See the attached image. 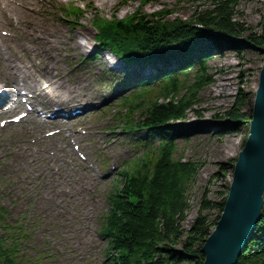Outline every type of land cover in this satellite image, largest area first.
I'll use <instances>...</instances> for the list:
<instances>
[{"label":"rangeland","instance_id":"obj_1","mask_svg":"<svg viewBox=\"0 0 264 264\" xmlns=\"http://www.w3.org/2000/svg\"><path fill=\"white\" fill-rule=\"evenodd\" d=\"M73 1L77 0H60V4L67 6ZM106 2L109 5H105ZM210 2V0H152L150 2L78 0L75 3L79 5L91 3L92 12L86 11V15L82 17L83 20L76 21V24H73L74 27H69L61 21L51 23L52 27L59 26L62 29L64 33L62 39L66 41L65 47L62 46L63 44L59 47L51 43L52 47L43 57L52 60L54 74L69 70L71 85L68 89L71 92L74 90L82 95H95L97 89L93 82V75L82 70L79 65L76 67L73 65L79 56L91 51L95 33L91 28V22L95 11L98 12L97 15L108 18L114 15L123 19L139 11L140 14L149 16L157 13L156 20H189L196 12H202L209 7ZM30 4L38 8L36 2H30ZM236 20L251 32L260 33L258 26L264 21V0H241L237 7ZM69 37H76L84 45L85 50L74 52L71 49L73 41L68 40ZM21 41L17 38L13 44L15 46L24 44ZM241 41L226 40L225 43L229 45L234 42L237 45H243ZM28 42L36 44L31 40ZM241 50L237 54L225 48L222 56L209 61L208 68L213 76V83L199 94L193 109L187 115V120L182 123L184 127L195 130L190 132L187 139L178 141L176 154L178 158L189 159L199 164V173L188 191L190 209L184 223L185 228L196 217L199 204L205 194L208 199L217 202L226 194L232 180L233 166L241 150V142L246 138L244 135L246 131H242V128L245 127L248 131L247 121H236L228 116V112L239 92L250 94L243 110L246 113L252 110L259 72L264 64V54L250 48ZM29 72L32 73L31 69ZM90 117L96 119L95 121L89 118L87 122L90 133L95 137L93 140L95 150L98 148V153L107 160L108 168L119 165L118 170L115 171L118 173L121 170V164L133 154L128 150V145L118 138L112 142L115 136L106 130L109 125H114L110 123L111 114L99 119L100 115L96 112ZM10 128L9 131L0 129L1 202L5 207L10 208L11 212L18 211L19 205L23 209L30 207L38 212L37 218L40 222L36 223L38 237L35 244L39 250L47 247L44 255L48 259L44 264H107L104 256L105 243L98 237L95 219L104 209L106 196L115 187L113 182L115 176L98 180L93 185L84 180L87 186L92 187L89 193L78 191L67 195L66 192L74 190L79 183L78 173L72 172L73 169L70 167H62L61 172H53L52 168L60 169V165L54 159V151L44 152V149L54 145L61 148L71 140L66 138V135L59 134L56 140L49 139L46 147L43 148L41 143L33 144L29 141L19 143L18 140H28L27 138L36 136L42 138L41 134L46 128L35 132L28 131L25 126ZM82 136L80 134L81 140ZM14 155L21 158L18 164H14L15 161L9 162ZM222 165L227 166L224 173L220 171ZM37 191L42 193L44 198L38 195ZM32 193L36 195L30 199L28 194ZM215 213L217 211L212 212V217ZM53 251L56 256L53 255Z\"/></svg>","mask_w":264,"mask_h":264},{"label":"trees","instance_id":"obj_2","mask_svg":"<svg viewBox=\"0 0 264 264\" xmlns=\"http://www.w3.org/2000/svg\"><path fill=\"white\" fill-rule=\"evenodd\" d=\"M210 6L198 14L196 20L206 33L197 29L181 27L175 36L183 41H201L206 35L210 38H226L228 41H244L243 45L234 42L229 44L234 52L241 49L261 51L264 49V21L259 24L260 33L251 32L236 20L237 7L241 0H210ZM159 24L156 23V25ZM117 28L124 33L136 30L151 31L153 28L143 23L120 22ZM212 35L214 36H211ZM192 39V40H191ZM243 46V47H242ZM247 46V47H246ZM192 89L200 91L211 84L204 66L200 64ZM201 74L199 75V73ZM168 92L176 95L166 105L157 103L151 106L148 123L153 128H169L186 118L194 106L195 93L190 97L176 94L178 91L175 80L169 82ZM250 94L239 92L234 100L228 116L238 121H251V113L244 112L246 100ZM240 124V123H239ZM171 127V130H174ZM239 130V128H236ZM242 131H248L242 128ZM244 146V139L241 142ZM174 146L170 143L161 145L156 165L149 170L147 164L141 162L136 166L133 176H123V185L116 196V203L107 218L109 236L112 235L111 248L121 264H203L202 247L206 239L220 219L226 201L228 188L223 198L217 202L207 198L205 194L199 204L196 217L185 228L184 223L190 209L188 203L189 187L199 173V164L192 161L173 159ZM227 166L220 167L221 173ZM264 210V207H263ZM217 211L212 217V212ZM264 213L257 223L254 237L239 257L237 264H264ZM263 233V234H262ZM260 237H256L261 235ZM0 264H16V257L1 244Z\"/></svg>","mask_w":264,"mask_h":264},{"label":"water","instance_id":"obj_3","mask_svg":"<svg viewBox=\"0 0 264 264\" xmlns=\"http://www.w3.org/2000/svg\"><path fill=\"white\" fill-rule=\"evenodd\" d=\"M264 54V49L261 50ZM264 64L253 97L247 139L233 166L223 212L206 239L203 264H237L264 206Z\"/></svg>","mask_w":264,"mask_h":264},{"label":"bare ground","instance_id":"obj_4","mask_svg":"<svg viewBox=\"0 0 264 264\" xmlns=\"http://www.w3.org/2000/svg\"><path fill=\"white\" fill-rule=\"evenodd\" d=\"M18 9H20L19 7H15L13 10H12V12L15 14L16 13V11L18 10ZM29 24V23H28ZM29 32V31H28ZM60 37V36H59ZM73 49H75L76 51H78V50H80L81 49V47H80V45H76V44H74L73 45ZM1 66L4 68V70H5V72H7V67L4 65V64H1ZM70 97H72L71 95H70ZM58 112V111H57ZM60 112V111H59ZM56 113V112H55Z\"/></svg>","mask_w":264,"mask_h":264}]
</instances>
